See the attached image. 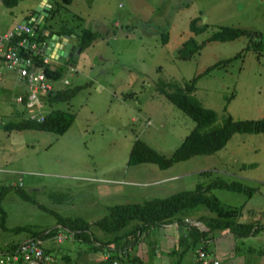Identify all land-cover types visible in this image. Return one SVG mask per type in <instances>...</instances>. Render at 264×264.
Segmentation results:
<instances>
[{
  "label": "rangeland",
  "instance_id": "1",
  "mask_svg": "<svg viewBox=\"0 0 264 264\" xmlns=\"http://www.w3.org/2000/svg\"><path fill=\"white\" fill-rule=\"evenodd\" d=\"M51 1L54 6L62 2ZM38 3L19 0L9 6L0 1V31L12 21L30 19ZM193 18L205 28L195 31ZM40 23L42 30L70 27L76 33L70 40L76 43L83 31L95 36L74 62L53 57L50 63L60 70L54 87L84 85L69 100L53 105L74 115L62 134L6 127L16 117L15 109L23 116L26 109L13 101L23 80L14 69H3L0 186L10 188L0 192V255L52 229L43 234L45 246L52 249L49 264H93L103 254L89 247L116 234L101 231L94 222L113 206L197 186L240 208L239 220L264 227V131L235 132L217 151L168 166L130 160L137 139L169 157L190 132L195 120L166 92L194 77L192 94L216 111V125L228 116L264 118V0H72ZM224 26L241 28L242 33L232 39H207ZM40 33L31 40L47 48L44 40L49 36ZM190 38L202 45L183 57L180 48ZM216 181L239 182L243 188ZM78 220L89 222L79 235L87 239L71 230V236L57 240V223ZM69 230L65 227L64 232ZM221 239L208 244L210 264H264V229L244 238ZM137 248L135 244L133 252ZM195 248L181 255L180 264H193Z\"/></svg>",
  "mask_w": 264,
  "mask_h": 264
},
{
  "label": "trees",
  "instance_id": "2",
  "mask_svg": "<svg viewBox=\"0 0 264 264\" xmlns=\"http://www.w3.org/2000/svg\"><path fill=\"white\" fill-rule=\"evenodd\" d=\"M18 1L19 0H3V2L9 6L16 4ZM61 1L62 2L58 4H61L59 10H56L58 5L54 6L52 4L49 12L51 17L60 13L61 6L70 3L72 0ZM196 20L197 18L191 20V27L195 31H201L206 25L204 24L202 27L198 26ZM41 27V23H39L33 34L27 35V37L31 39V37L35 35V32H41L43 34ZM65 31L70 35L72 29L70 28ZM241 33V28L224 26L221 30L214 32L207 39H232ZM23 36V34L16 35L15 39L17 40ZM94 36L95 33L91 31H83V33L80 34V42L77 44L81 46V51L91 44ZM201 45L202 43H197L194 39L190 38L185 41L184 45L180 48V54L183 57L189 56L195 50H198ZM44 69L52 78H59V68L55 67L52 69L50 68V64L46 63L44 64ZM209 69L208 67L207 70ZM82 86L84 85L78 84L72 87L64 86L52 89L45 96V102L52 108H50V111L43 119L39 120L33 117L23 116L22 111L15 109L14 114L16 117L10 120L6 127L9 129L36 128L52 130L58 134H62L72 123L74 115L63 108H53V105L58 101L69 100ZM195 89L196 77L190 82H187L184 87H180L173 92H166V95L176 106L184 110L195 120V125L190 132L186 134L173 153L169 157H165L145 141L137 139L131 148L130 160L135 162L150 161L158 163L160 166H168L175 161L187 159L195 154H210L217 151L226 144L228 139L235 132L264 131V118L233 119L231 116H228L223 124L216 125V111L202 104V102L192 94ZM216 183L227 187L243 188L239 182L216 181ZM8 188L10 187L1 185L0 192L3 193ZM241 211L242 210L238 207L223 204L217 196L208 194L206 186H197L195 189L175 192L164 197H153L141 202L117 204L111 208L106 216L95 220L94 223L101 228L102 231L116 233L112 235L111 238L105 237L104 240H100L111 249L109 252L110 258L117 257L121 259V264H147L133 252L134 245L138 243L141 235L148 228L162 223L176 221L181 226L182 232L179 236L178 247L174 248L178 252L179 258L173 264H179L182 254L190 248H195L197 243H203L207 237H210L218 230L230 231L236 237L244 238L264 228L256 225L254 221L239 220L238 217ZM185 218H188V221H186ZM133 220L135 221L131 223ZM198 222H201L202 227L198 225ZM61 224L68 227L70 231H74L75 236L80 237L79 235L83 233V229L81 228L88 227L89 222L78 220L77 222L71 223L65 221L61 222ZM46 231H41L40 234L37 235L43 236V234L51 233L54 230L49 229ZM111 242L114 243L113 247L110 245ZM96 245L97 244H93L92 248L96 247ZM13 247H15V245ZM121 251L123 253H121ZM103 262L104 259L101 263Z\"/></svg>",
  "mask_w": 264,
  "mask_h": 264
},
{
  "label": "built area",
  "instance_id": "3",
  "mask_svg": "<svg viewBox=\"0 0 264 264\" xmlns=\"http://www.w3.org/2000/svg\"><path fill=\"white\" fill-rule=\"evenodd\" d=\"M33 32V26L24 21L13 29L0 33V77L4 68L16 71L17 77L23 80L24 85L15 93L13 101L26 109L27 116L41 120L47 112L45 96L52 89L60 87H54L53 83L58 79L49 76L44 69V64H50L53 56L47 52L45 46L38 45L36 40L27 37ZM22 34L26 36L15 39L16 35ZM35 55L39 56L40 60L38 57L34 59ZM50 68L53 69L54 66L50 64ZM63 83H68V79L65 78ZM185 220L188 221V218ZM64 229L60 226L57 230L55 234L57 240L62 241L68 235L71 236V231L65 233ZM50 254L45 247L43 236L35 235L23 239L9 250H4L2 261L4 264H47L52 258ZM196 255L194 264H210L209 252L204 248H198ZM121 262L122 260L117 257L110 258L107 253L101 264H121Z\"/></svg>",
  "mask_w": 264,
  "mask_h": 264
},
{
  "label": "crops",
  "instance_id": "4",
  "mask_svg": "<svg viewBox=\"0 0 264 264\" xmlns=\"http://www.w3.org/2000/svg\"><path fill=\"white\" fill-rule=\"evenodd\" d=\"M0 1L3 2V0H0ZM47 1L50 2V4L52 3L51 0H39L38 5L45 6ZM38 5H37V7H38ZM35 10L36 11H33V10L31 11L32 16L30 17V19L33 18L34 21L35 20L39 21L40 17H41V13L38 10V8ZM28 20L29 19L24 18V20H22V22H24V21L28 22ZM18 23H20V21H12V23H10L7 26V28L4 29V31H0V33H4V32L9 31L10 29H13ZM33 24H34V22H32L31 25L33 26ZM67 29H70V27ZM67 29L65 28V30H67ZM65 30L62 28H59V30L52 29L53 33L60 34V35L67 34V31H65ZM72 31L70 32L71 33L70 37L71 36L75 37L76 33L72 32ZM52 44H54V45L52 46V49L49 50V53L51 52L50 55H53L55 53V50L57 49V46L55 45L54 40H52ZM53 65H55V64H53ZM0 79H1V77H0ZM50 107L51 106H48V104H46V110H47L46 114L50 111ZM19 111H22V110H19ZM57 224H58L57 226H59V227L60 226H62V228L66 227L65 225H63L61 223H57ZM184 227H186V226H184ZM263 229H261V230H263ZM181 232H182V228L176 221L166 222V223H162V224H159L157 226H153L151 228H148L141 235L140 240L136 244L138 248L136 249L135 253L143 262H145L147 264H173L179 258L178 257L179 254L174 248L178 247L179 236H180ZM227 236H230L232 238L235 237V235L230 231L218 230V231L214 232V234L211 235L210 237H207L203 243H200V244H202L201 247L209 252V251H211L210 250L211 248L208 247V244L210 242H212L213 239H215L216 241H219L223 237L225 240L227 238ZM147 237H149V241H147V239H146ZM246 237H248V236H246ZM80 238H86V236L82 235V236H80ZM152 239H154V240H152ZM152 241H155V242H152ZM17 244H15V246ZM95 244H97L96 247L92 248V246H90L89 249L100 248L103 255L100 257V260L93 263V264H100L103 261L104 256L110 252L109 246L107 244L103 243L102 241H97V243H95ZM113 246H114V244H113ZM113 246H111V247H113ZM45 247L47 248V250L49 252L52 251L51 247H49L47 245ZM224 247H225V245H224ZM198 248H200V247L195 248V254H196V250ZM80 252H82V251H80ZM90 252L95 253V251H92V250H90ZM62 257L65 259H68L69 255L67 253L66 254L64 253ZM180 259H182V256H180ZM2 260H3V256L0 255V263L4 264ZM194 262H193V264H194ZM19 264H21V263H19ZM47 264H49V263H47ZM50 264H54V262H52ZM179 264H180V262H179Z\"/></svg>",
  "mask_w": 264,
  "mask_h": 264
},
{
  "label": "water",
  "instance_id": "5",
  "mask_svg": "<svg viewBox=\"0 0 264 264\" xmlns=\"http://www.w3.org/2000/svg\"><path fill=\"white\" fill-rule=\"evenodd\" d=\"M51 6L52 4H50V2L48 1L45 6L38 5L37 8L41 13L40 20L34 21L33 18L28 20V24H32V22H34L33 24L34 31L36 30L37 25L41 22L43 17L49 14ZM42 32L49 36V38L47 37L44 40V44L47 45L46 48L47 52H49V50L52 49V46L54 45L52 44V40H54L57 49L55 50V53L52 56L62 61L69 59H71L72 62L75 61V58L79 55L81 51V46L78 45L76 42L71 41L69 34H64V35L56 34L53 33L51 29H46V28H44Z\"/></svg>",
  "mask_w": 264,
  "mask_h": 264
}]
</instances>
